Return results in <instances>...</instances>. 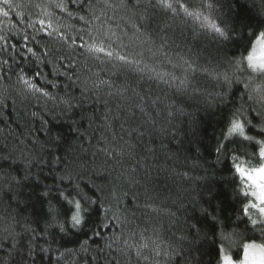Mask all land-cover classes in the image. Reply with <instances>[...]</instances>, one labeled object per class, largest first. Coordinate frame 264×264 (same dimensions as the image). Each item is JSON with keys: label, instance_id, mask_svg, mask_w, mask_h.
I'll return each instance as SVG.
<instances>
[{"label": "snow or ice", "instance_id": "6c2138e0", "mask_svg": "<svg viewBox=\"0 0 264 264\" xmlns=\"http://www.w3.org/2000/svg\"><path fill=\"white\" fill-rule=\"evenodd\" d=\"M4 6L19 7L13 0H0V16L5 18L9 11ZM35 7L41 9L35 20L16 13L19 23H26L27 28L0 34V81L14 76L17 86L15 97L0 87V190L7 188L5 195L11 200L15 197L10 192L30 182L39 185L40 199L46 205L41 217L44 223L41 226L39 220L26 222V235H20L10 225L5 227L0 233V264H61L69 255L79 256L74 264H132L133 250L136 264L141 259L145 264L149 262L150 257L144 254L149 243H133L135 231L124 232L130 223L129 209L135 216L136 200L133 198L122 208L123 197L115 185L117 181L140 183L137 173L146 167L142 163L146 154H154L149 144L156 143L160 119L174 127L169 118H175V113H186L175 101L165 104L152 85L140 83L144 76H131L134 72L143 73L147 65L141 67L142 53L133 55L119 50L127 48L121 35L111 26L105 27L102 17L106 11L97 14L98 8L113 7L132 12L139 22L133 25L137 32L146 30L158 9L173 18H190L213 39L232 42L242 49L238 56L224 62L197 64L186 60L187 71L182 78L169 74L166 79L157 73L149 75L148 80H162L175 87L181 98L191 89L197 94L194 98L203 99L208 106L231 103L234 85L242 86L236 89L241 103L233 105L215 148L217 163L221 155L226 156L234 178H238L234 195L239 207L227 223L212 215L208 232L197 225L192 228L202 239L210 238L215 252L210 264H264V4L259 14L262 18L255 24L239 19L232 4L225 11L222 0H119L115 5L110 0H103V4L101 0H47L46 5ZM49 7L62 15L48 11ZM64 16L83 22L85 27L76 29L74 24L61 23ZM93 21H99V27L93 26ZM100 28H104L103 38ZM85 32L89 40L84 39ZM75 49L80 50L79 56L85 61L94 58L103 66L94 70L87 62L78 63ZM197 73L214 80L220 90L198 94L199 89L191 84ZM16 97L21 103L35 99L37 110L29 111L25 106L19 111L15 108ZM9 109L26 119V130L21 131L18 123L15 129L12 127L15 121ZM85 122L92 131L88 143L94 149L93 159L98 155L105 157L101 168L86 167L78 163L82 157L73 158L75 150L68 133L84 141L85 132L81 129ZM158 131L163 135L169 129L161 126ZM80 150L87 152L83 144ZM144 175L147 177L148 172ZM49 177L51 185L45 183ZM98 180L113 187L106 191L105 184ZM144 207L151 205L145 203ZM203 214L207 217V210ZM230 224L233 226L229 229ZM80 236L84 238L81 240ZM42 237H46L47 247L40 244ZM71 237H77L78 248L57 249L55 257L50 254L57 239ZM140 239H145L143 233ZM192 243L195 241L189 245ZM151 252L152 264H160L159 245L154 244ZM180 255L179 248L163 252L169 262Z\"/></svg>", "mask_w": 264, "mask_h": 264}, {"label": "trees", "instance_id": "16d2710c", "mask_svg": "<svg viewBox=\"0 0 264 264\" xmlns=\"http://www.w3.org/2000/svg\"><path fill=\"white\" fill-rule=\"evenodd\" d=\"M110 2L115 5L119 3V0H110ZM13 3L19 7L7 9V6H4L9 11V17L0 16V34L9 35L10 29L27 28L26 23H19L16 13H22L28 20H35L41 12V9L35 5H46L47 0H13ZM222 3L225 5V11H227V5L232 4L233 11L238 13V18L249 23L255 24L262 18L259 14L264 0H222ZM48 11L62 15L53 7H49ZM100 11H106V16L102 17L105 27L111 26L121 35L123 43L127 45V48L119 50L122 53L133 55L143 54L141 67L144 65L147 67L144 68L143 73L134 72L131 76H144V80L140 83L147 82L152 85V90L162 96L165 104L175 101L176 105L183 108L186 113L185 115L175 113V118H169L174 127L169 126L162 118L160 119L155 135L156 143L155 145L149 144V147L154 149V154H146V159L142 161L146 167H142L137 173L139 184L129 185L116 182L117 192L123 197L122 208L127 207L128 202L133 198L136 200L135 216L132 215L133 209H129L127 215L130 223L125 227L124 232L127 234L129 229L135 231L133 243H149V249L144 250V254L150 257L148 264H152L151 248L154 244H158L161 251V256L157 258L160 264H177V262L178 264H210L215 255L214 246L210 243V238L202 239L193 230L192 225H197L204 232H208L212 215L219 217L221 223H227L234 217L239 207L238 198L234 195L239 183L238 178H234L231 161L226 156L221 155L220 162L217 163L215 148L222 138V131L231 115L233 105L241 103L240 93L236 89L242 86L234 85L235 96L231 98V103H215L208 106L203 99H195L194 96L197 94L192 93L191 89L187 96L181 98L175 87H169L162 80H148V76L159 73L166 79L169 78V74L182 78L187 71V65L184 63L186 60L195 61L197 64H206L209 61L224 62L238 56L242 49L232 42H219L213 39L190 18L182 16L173 18L170 13L165 14L158 9L153 13L151 24L146 25V30L141 32L133 28V25L139 22L130 10L119 7L98 8L97 14ZM61 23L74 24L76 29L85 27L83 22L77 23L66 16L63 17ZM92 24L99 27L100 22L93 21ZM27 30L30 33L34 31V29ZM103 32L104 28H100L99 34L102 38ZM72 34L75 35V32ZM82 34L85 40H89L87 32ZM92 34L97 35V32L92 31ZM114 47H118V44ZM64 51L72 50L65 49ZM79 51L75 49V59L78 63L87 62L94 70L103 66L94 58H88L85 61L79 56ZM188 75L191 78L190 72ZM191 84L199 89L198 94H214L220 90L216 82L203 73H197L196 78L191 80ZM0 87L11 93V96H16L17 86L14 76L10 80L0 81ZM16 99L15 108L19 111H23L25 106L29 111L38 108L35 99L23 103L20 102L19 97ZM9 103H11V98ZM8 111L15 121L12 127L15 129L18 123L21 131L26 130V119H21L12 109ZM161 126L168 128L169 132L159 134L158 129ZM81 131L85 132L84 141L68 133L69 143L75 150L73 158L82 157L83 159L78 160V163H83L86 167L101 168L104 166L105 157L98 155L93 159L94 149L88 143V137L92 131L87 122L84 123ZM35 134L39 135V133ZM146 139L150 138L146 137ZM81 144L87 148V152H81ZM67 147L65 145V148ZM233 147L235 146L229 145V148ZM35 171L36 169H33V172ZM145 171L148 172L147 177L144 175ZM185 173H187L186 176ZM114 178L115 173L112 179ZM97 182L104 183L106 191L113 187L111 183L99 180ZM45 183L51 185V177L45 180ZM6 191L7 188L0 190V233L10 225L20 235H26L24 233L25 223L33 220H39L40 225L43 226L44 221L41 217L46 205L40 199L41 187L39 185L30 182L15 192H10L9 195L15 197L11 200L8 195H5ZM124 193L127 195H123ZM145 203L150 204L151 208H145ZM204 210H207V217L203 214ZM31 226L36 228L35 223ZM232 226L230 224L229 229ZM141 233H143L144 240L140 239ZM45 238L40 239V244L47 247L44 244ZM83 238V236L79 237L81 240ZM76 239L77 237L64 241L57 239V242L52 244L50 254L55 257L58 254L57 249L64 251V248H78L79 245L75 243ZM190 241H195V243L189 245ZM174 248L181 249V255L173 256L169 262L163 256V252H171ZM78 258V255H69L67 259L62 260L61 264H74ZM131 259L132 264H136L134 250ZM139 264H145V262L141 259Z\"/></svg>", "mask_w": 264, "mask_h": 264}]
</instances>
